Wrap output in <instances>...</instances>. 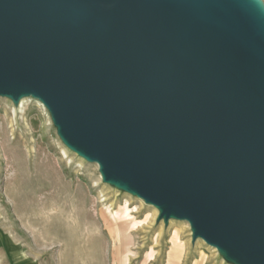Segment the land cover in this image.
<instances>
[{"label": "water", "instance_id": "95a60500", "mask_svg": "<svg viewBox=\"0 0 264 264\" xmlns=\"http://www.w3.org/2000/svg\"><path fill=\"white\" fill-rule=\"evenodd\" d=\"M0 96L39 99L103 180L264 264L255 0H0Z\"/></svg>", "mask_w": 264, "mask_h": 264}, {"label": "rangeland", "instance_id": "374dc122", "mask_svg": "<svg viewBox=\"0 0 264 264\" xmlns=\"http://www.w3.org/2000/svg\"><path fill=\"white\" fill-rule=\"evenodd\" d=\"M160 216L69 149L39 99L0 96V264H234Z\"/></svg>", "mask_w": 264, "mask_h": 264}, {"label": "bare ground", "instance_id": "6f19581e", "mask_svg": "<svg viewBox=\"0 0 264 264\" xmlns=\"http://www.w3.org/2000/svg\"><path fill=\"white\" fill-rule=\"evenodd\" d=\"M116 216H117L116 219H119V220H120V216H119V214L116 213ZM125 229H126L127 231H126V232L124 231V237H125V239H129V238H130V236H129V233H130V232H129L128 230H132V229H128V228H125ZM125 233H126V234H125ZM127 249H128V248H127ZM126 253H127V254H130L131 252H130L129 250H127Z\"/></svg>", "mask_w": 264, "mask_h": 264}, {"label": "crops", "instance_id": "0c3cea01", "mask_svg": "<svg viewBox=\"0 0 264 264\" xmlns=\"http://www.w3.org/2000/svg\"><path fill=\"white\" fill-rule=\"evenodd\" d=\"M175 259H176V258H175ZM175 259H174V260H175ZM176 260H177V259H176Z\"/></svg>", "mask_w": 264, "mask_h": 264}]
</instances>
